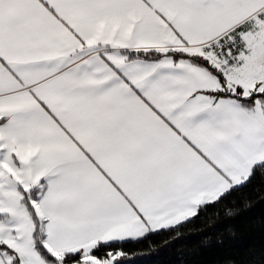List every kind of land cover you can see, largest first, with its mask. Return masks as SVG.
I'll return each instance as SVG.
<instances>
[{"label":"snow or ice","instance_id":"snow-or-ice-1","mask_svg":"<svg viewBox=\"0 0 264 264\" xmlns=\"http://www.w3.org/2000/svg\"><path fill=\"white\" fill-rule=\"evenodd\" d=\"M257 204L264 0H0V264H264Z\"/></svg>","mask_w":264,"mask_h":264},{"label":"trees","instance_id":"trees-1","mask_svg":"<svg viewBox=\"0 0 264 264\" xmlns=\"http://www.w3.org/2000/svg\"><path fill=\"white\" fill-rule=\"evenodd\" d=\"M264 218V204H257L251 209H246L242 212L237 221L234 222L236 229L235 240L241 244H250L255 240H258L261 236V219ZM212 225H218L223 228V223L216 218H213L208 225H196V232L191 234L185 241L188 249H191L192 259H202L203 255L199 249L200 238L199 233L206 230ZM188 255L187 249L181 248L179 251H173L170 254H165L161 257L162 264H178L181 255Z\"/></svg>","mask_w":264,"mask_h":264}]
</instances>
